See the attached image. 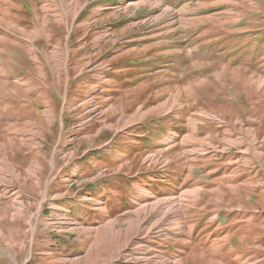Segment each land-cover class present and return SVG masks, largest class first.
Segmentation results:
<instances>
[{"label":"rangeland","instance_id":"374dc122","mask_svg":"<svg viewBox=\"0 0 264 264\" xmlns=\"http://www.w3.org/2000/svg\"><path fill=\"white\" fill-rule=\"evenodd\" d=\"M147 252L264 264V0H0V264Z\"/></svg>","mask_w":264,"mask_h":264},{"label":"bare ground","instance_id":"6f19581e","mask_svg":"<svg viewBox=\"0 0 264 264\" xmlns=\"http://www.w3.org/2000/svg\"><path fill=\"white\" fill-rule=\"evenodd\" d=\"M168 140H169V139H168ZM156 206H158V204H155V205H153V204H149V205H146V207L143 208L142 211H140V216L142 217V219H141V218H140V219H141L142 222H145L147 219H151V218H152V217H151V213H152L153 210L156 208ZM159 211H160V212H163V214L165 215V217H168V216H169V213L165 212V211L163 210L162 207L159 208ZM164 212H165V213H164ZM148 221H149V220H148ZM141 238H143V239H141ZM141 238L138 240V242H137V244H136V247H137V249H139V250L143 249V246H144V245H142V244H145V243L149 242V240H148V236H146V237H141ZM150 255H151V254H150L149 252H147V253H146L143 257H141V258H143V261L145 260V261L149 262V264H153L152 261H154L155 264H162L161 260H160L159 262H157V261H156L157 259L153 258V257L150 256ZM137 260H139V258H137Z\"/></svg>","mask_w":264,"mask_h":264},{"label":"crops","instance_id":"0c3cea01","mask_svg":"<svg viewBox=\"0 0 264 264\" xmlns=\"http://www.w3.org/2000/svg\"><path fill=\"white\" fill-rule=\"evenodd\" d=\"M65 7H66V5H65ZM66 9V8H65ZM67 11V10H66ZM197 190H199V189H197ZM221 225V224H220ZM222 227L221 226H219L217 229L219 230V231H216V233L219 235V238L221 237V232H222V229H221ZM195 230L193 229L192 230V233L194 232ZM192 237V234H191V236H189V238H191ZM225 237H227V236H224V237H222V240L225 238ZM221 240V239H220ZM180 263H181V261H180ZM213 264H222V263H219V262H214Z\"/></svg>","mask_w":264,"mask_h":264}]
</instances>
